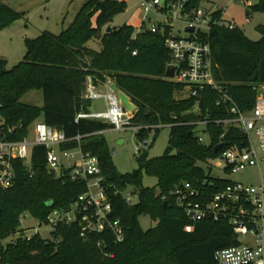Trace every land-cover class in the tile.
<instances>
[{"label":"trees","instance_id":"16d2710c","mask_svg":"<svg viewBox=\"0 0 264 264\" xmlns=\"http://www.w3.org/2000/svg\"><path fill=\"white\" fill-rule=\"evenodd\" d=\"M3 1L0 30L23 14ZM177 1L166 0L161 11L167 12ZM202 1L184 0L182 13L197 9ZM126 8L125 0H87L58 34L43 31L35 38H26L23 58L12 68L8 69L6 59L0 57V119L5 126L15 125L9 139H22L27 126L40 119L68 138L80 135L81 149L99 160L102 184L112 206L109 217L120 221L123 239L117 241L110 229L82 236L78 220L56 223L50 238L24 234L20 228L23 217L31 216L39 225H46L51 210L69 209L87 190L85 180L48 170L46 149L38 145L32 149L29 164L13 161L14 182L0 191V264H216L214 252L234 242L231 227L223 220H199L186 232L188 220L175 205L173 191L183 182L199 185L205 181V191L214 192L216 179L210 169L218 152L213 148L221 140L224 149L230 145L226 141L230 133L219 140L224 129L214 122L226 115V107L217 105V91H229L243 110L253 106L256 91L264 85V24L255 27L258 40L248 38L237 25L211 26L205 39L211 47L213 77L219 89L208 86L197 97L177 98L183 85L165 76L170 54L164 39L169 26L162 28L157 23L152 32L142 22L137 31L130 24L103 30ZM222 11L216 9L213 16L222 18ZM252 12H264V0H256L246 10L247 16ZM92 39L97 40V49L89 46ZM88 76L94 86L110 79L130 98L136 109L129 125L139 127L135 132L138 141L152 133L148 148L160 133L161 127L156 126L171 124L162 155L147 156L132 172L117 170L103 136L112 125L95 119L76 120L77 113L89 112L91 106V100L83 95ZM32 90L42 92L41 106L20 100ZM196 103L199 110L194 112ZM204 118L209 121L210 144L200 143L196 135L197 122ZM231 133L239 136L237 131ZM76 144L68 142L62 148ZM144 175L156 178V184L143 185ZM127 187L137 193L134 204L116 193ZM142 215H148L155 225L144 230L139 223ZM12 236V241L2 243Z\"/></svg>","mask_w":264,"mask_h":264},{"label":"built area","instance_id":"2783aa9c","mask_svg":"<svg viewBox=\"0 0 264 264\" xmlns=\"http://www.w3.org/2000/svg\"><path fill=\"white\" fill-rule=\"evenodd\" d=\"M183 1L171 3L167 12L161 11L166 1L162 4L161 0H140L139 6L145 17L151 11L166 14L165 19L157 23H161L162 28L170 27L164 45L170 54L168 65H176L175 77L166 78L183 85L182 91L189 92L187 97H197L204 87L219 89L213 77L212 52L205 34L213 25L232 28L234 23L215 18L213 16L215 10L201 6L190 13H182ZM173 20L183 23L186 36L172 34L170 21ZM157 23L154 22L147 28L155 32ZM186 27H192L193 30L186 31ZM217 92V105L226 107V115L214 122L221 124L224 129L219 135V140L225 137V133H230L226 139L230 145L224 149L222 140L216 144H221V148L214 159L217 162L213 164L211 162V169L215 168L227 175L255 169L257 176L249 182H243L213 173L211 175L215 177L216 182L213 183L212 194L205 191V181L199 185L183 182L173 191L174 203L184 211L188 220L184 226L186 232H191L194 223L203 219L223 220L230 225L232 237L235 236L236 240L233 244L214 252L216 264H264V93L256 91L253 106L243 110L235 103L229 91ZM83 95L89 100L104 97L108 103V110L81 111L77 113L76 120L86 118L103 121L112 125L111 129L118 131L138 130L139 127L129 125L130 116L122 113L116 93L111 91L107 95H101L96 91L90 76L87 77ZM198 110L199 104L196 103L193 111ZM125 116H128L127 119ZM208 122L207 118L197 122V139L203 144L211 143L209 132L206 130ZM163 126L170 127L171 124H159L156 127ZM14 130L15 125L5 126L4 121L0 119V191L7 189L14 182L13 161L23 160L29 164L33 147L43 146L46 149L45 164L48 170L56 175L63 173L70 175L72 179H83L87 184L86 192L80 195L69 209H53L48 213L46 226H51L52 229L58 222L78 220L82 236L110 229L117 241H121L123 229L120 221L109 217L112 206L102 184L99 160L95 155L81 149L79 144L82 137L77 135L68 138L62 130L48 126L42 120L31 122L22 139H9L8 136L12 135ZM236 131L239 132L237 137L231 133ZM72 141H76L77 144L62 148L63 144ZM138 148L141 150L139 144ZM116 193H119L128 204L136 203L135 197L138 196L131 187L116 190ZM31 232L25 235L30 237L39 233V230L34 228Z\"/></svg>","mask_w":264,"mask_h":264},{"label":"rangeland","instance_id":"374dc122","mask_svg":"<svg viewBox=\"0 0 264 264\" xmlns=\"http://www.w3.org/2000/svg\"><path fill=\"white\" fill-rule=\"evenodd\" d=\"M86 1L87 0H4L3 2L10 8L23 13L21 17L0 30V57L6 59V67L8 69L12 68L22 60L25 53L24 40L26 38H35L43 31L58 34L71 22L74 15ZM125 1L127 5L126 10L116 14L110 24L103 28L104 31L107 30L108 26L118 27L123 24H130L137 31L141 28L143 20H145L146 26H149L156 21H163L165 19V13H156L155 11H151L145 17L139 6L140 0ZM203 2L205 4L212 2L216 6L221 7L224 11V19L240 27L251 40H258L260 38V34L256 31L255 27L258 24H264V12H252L250 16L246 14V10L249 9L256 0H203ZM92 21L93 23L96 22V14L92 17ZM170 22L172 25V34L174 36L187 35L183 30L184 25L181 21L173 20ZM89 46L97 49V40H90ZM258 91H263L264 93V85H260ZM188 94V91H181L179 97H187ZM20 100L26 104L41 105L43 102L42 92L36 90L29 91L25 93ZM106 101L104 97L92 100L93 109H105ZM127 115L130 116V114ZM128 116H125L126 119ZM135 132L136 129H123L120 131L107 129L103 132V136L106 138L111 149L113 163L121 173L132 172L139 167L137 157L142 149L148 151V158L162 155L168 143L170 130L168 126L161 127L157 139L150 148H148L147 143L145 144V141H151L152 133L149 134L146 140L138 141ZM120 139H122V142H119ZM137 144H139L141 150L139 148L137 149ZM211 162L213 164L217 161L213 160ZM210 170L212 174L217 173L222 177H227L235 181L249 182L257 176L255 169H247L231 175L219 172L215 168ZM142 183L145 186H153L156 184V178L144 175ZM137 198L138 197H135V202H137ZM20 222V228L24 229V234H31L34 228H38L39 234L43 238H50L51 226L39 225L38 221L31 216L23 217ZM139 223L144 230L155 225V222L152 221L148 215L140 216ZM15 237L16 236H14V238ZM12 240L13 236L3 240L2 243L5 244Z\"/></svg>","mask_w":264,"mask_h":264},{"label":"water","instance_id":"95a60500","mask_svg":"<svg viewBox=\"0 0 264 264\" xmlns=\"http://www.w3.org/2000/svg\"><path fill=\"white\" fill-rule=\"evenodd\" d=\"M165 1L166 0H161L162 4H164ZM110 28L111 27L108 26L107 31H109ZM185 30L186 31H192L193 28L192 27H186ZM175 71H176V65L169 64L166 67L165 76L168 78H173V77H175ZM115 89H116V86L114 83H112L111 84V90L114 91ZM116 95H117L118 101L120 103L122 113L131 115L132 112L135 111L136 106L131 102L130 98L121 90H116ZM119 142H122V139H120ZM220 148H221V144H218V145L214 146L213 150L215 153H217ZM147 155H148V151L146 149H142L141 153L137 157V161L143 162L144 160H146ZM232 240L235 241L236 237L233 236Z\"/></svg>","mask_w":264,"mask_h":264},{"label":"crops","instance_id":"0c3cea01","mask_svg":"<svg viewBox=\"0 0 264 264\" xmlns=\"http://www.w3.org/2000/svg\"><path fill=\"white\" fill-rule=\"evenodd\" d=\"M201 7L205 8V9H213V10H216V9H218V8H221V7L216 6V5H215L214 3H212V2L205 4L203 1H202V3H201ZM222 19H223L224 21H226V20L224 19V11H222ZM142 22H144L145 25H146L145 20L142 21ZM158 22H162V21H158ZM156 23H157V21H156ZM235 24H236V23H235ZM112 83H113V82H112L110 79H108L105 83H102V84H99V85H95L96 91H98L101 95H107L108 93H110V92L112 91V90H111V84H112ZM116 90H118V89L116 88L113 92L116 93ZM36 91H40V90H36ZM176 97H177V98H185V97H179V93L176 95ZM41 105H42V104H41ZM41 105H38V106H41ZM107 110H108V103H107V101H106V108H105V109H102V108H95V109H93V107H92V100H91V106H90V108H89V111H90V112H105V111H107ZM40 120H41V119H40Z\"/></svg>","mask_w":264,"mask_h":264}]
</instances>
